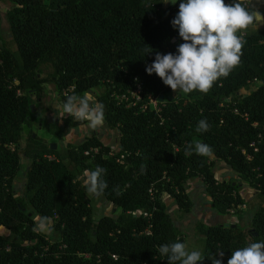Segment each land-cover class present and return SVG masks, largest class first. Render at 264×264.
Returning a JSON list of instances; mask_svg holds the SVG:
<instances>
[{
	"label": "trees",
	"instance_id": "1",
	"mask_svg": "<svg viewBox=\"0 0 264 264\" xmlns=\"http://www.w3.org/2000/svg\"><path fill=\"white\" fill-rule=\"evenodd\" d=\"M7 1L13 8L8 37L0 39V227L11 237L0 234V264H168L159 247L184 240L166 212L163 193L188 213L186 183L200 178L219 214L248 204L240 183L264 196V24L240 33L245 43L239 65L207 94L179 92L169 98L173 90L146 68L157 53L178 54L184 41L172 21L182 0L166 5L161 0ZM260 14L264 18V3ZM43 65L53 71L59 102L89 92L103 105L104 123L118 134V152L96 135L60 152L34 141L32 131L25 133L33 123L30 104L50 80L41 76ZM138 84L139 100L120 99ZM150 96L157 110L149 108ZM201 120L208 124L206 132L196 131ZM46 127L61 138L59 127ZM197 142L210 146L212 155L186 154ZM91 148L97 151L85 155ZM123 152L128 156L120 160ZM20 155L30 163L23 194L16 196ZM214 161L224 162L237 180L218 181ZM97 166L106 169L107 183L98 196L111 203L113 216L94 218L89 194L73 173ZM34 217H47L49 229L37 230ZM199 229L204 259L198 264H212V257L227 264L232 251L264 241V209L255 212L249 227Z\"/></svg>",
	"mask_w": 264,
	"mask_h": 264
},
{
	"label": "clouds",
	"instance_id": "2",
	"mask_svg": "<svg viewBox=\"0 0 264 264\" xmlns=\"http://www.w3.org/2000/svg\"><path fill=\"white\" fill-rule=\"evenodd\" d=\"M170 2L175 4L176 0ZM250 4L251 0L248 4L244 0H233L228 4L225 0H182L172 25L184 42L178 46V54L157 53L146 72L149 75L155 73L166 86L181 94L193 91L207 94L215 82L226 78L240 63L245 43L240 33L247 31L257 15L249 10ZM56 110L57 119L63 120L67 115L91 130L104 124L103 105L89 92L56 102ZM207 130L206 120L199 121L196 131ZM192 151L205 157L213 152L210 146L200 142L195 143L194 149L189 145L186 154ZM105 173L106 169L99 166L95 170L83 169L81 179L87 194L97 195L107 188L102 179ZM34 222L39 231H44L50 224L47 217H34ZM158 251L167 257L168 264H198L204 259L200 251H189L187 245L179 241L164 244ZM211 260L212 264H222L215 257ZM227 264H264V241L232 251Z\"/></svg>",
	"mask_w": 264,
	"mask_h": 264
},
{
	"label": "rangeland",
	"instance_id": "3",
	"mask_svg": "<svg viewBox=\"0 0 264 264\" xmlns=\"http://www.w3.org/2000/svg\"><path fill=\"white\" fill-rule=\"evenodd\" d=\"M164 2L165 4H167L166 2H168V0H165ZM263 2L264 0H251L250 7L254 12L257 13L253 23L254 26H261L264 24V18L260 14V9L263 6ZM12 8V4H10L7 0H0V39L6 40L8 37L10 25L8 17L12 12ZM41 76L48 77L50 78V80L45 81L42 84L41 97L39 99L33 98V123L30 126L25 127V133H29L30 131H32L33 133L31 135L34 141L38 143L43 141L47 142L46 140H50L52 143V141L55 140L57 149L60 152H62L66 148V145L69 144L68 140L74 141L76 142V144H78L79 141L81 143V141L84 140L89 134H101V136L104 135V132L108 129L105 123L97 130H91L87 127H84L83 124H80L78 126L68 125L69 121L72 122L76 120H73L70 116L67 115L63 118V120L57 119L56 102H59V100L57 97V92L55 90L54 82L51 80V77L53 76L51 67L43 65L41 67ZM178 93V91H171L169 93V98H175ZM153 103L154 101H150V108L155 107ZM69 118L70 120L67 121V119ZM48 123L56 125L57 127H59V129H61V138H57L52 134H49L46 127V124ZM67 131H70L73 134L71 138L66 140L64 136ZM111 131L113 132V135L110 137H105V139L112 142L115 139V136L118 138V134L115 130ZM66 136H69L68 133L66 134ZM116 152H118V150ZM20 159L25 164L28 163L29 165L30 160L26 159L25 156L20 155ZM25 164H22V167L19 169L13 181V188L16 196H22L24 191V169L26 167ZM212 170L218 181H222L223 179L237 180V174L232 170H229L228 166L222 161H214ZM73 173L81 182H83V180L81 179L82 169L79 171L73 170ZM187 182L190 184L188 188L189 194L192 197V208L190 212L186 213L183 210L179 209L176 206L174 200L166 193H163L161 195V199L165 203L166 212H168L174 225L179 230L180 236L183 238L184 243L187 245L189 251L197 250L202 254V250L204 247V235L199 228H202L203 226L219 224H238L242 227H249L251 225L252 218L255 212L259 208L264 209V196L256 194L254 189H252L248 185L240 183L241 194L248 201V204L245 206L239 205L234 207L232 209L233 213L229 211L226 215L219 214L210 206V198L205 192V184L202 179L194 178L188 180ZM90 199V206L92 208L93 216L99 218L100 216H102L100 214L113 213L111 212V208L106 205V203L110 205V202H100L98 200V195H90ZM97 209L101 210L100 214ZM0 234L11 237L9 231L4 229L3 227H0Z\"/></svg>",
	"mask_w": 264,
	"mask_h": 264
},
{
	"label": "crops",
	"instance_id": "4",
	"mask_svg": "<svg viewBox=\"0 0 264 264\" xmlns=\"http://www.w3.org/2000/svg\"><path fill=\"white\" fill-rule=\"evenodd\" d=\"M264 3V2H263ZM262 26V25H261ZM254 27H259V26H254ZM83 132V131H82ZM112 131L108 128L105 132H104V135L103 136H101V134H95L104 144H106L107 146H110L111 147V151L112 152H116L117 150H118V148H119V144H118V138L115 136V139L111 142V141H107V139H105V137H110V136H112L113 135V132L111 133ZM68 133V135L69 136H66V134ZM67 133L65 134V136H64V138L67 140V139H69V138H71V136H72V132H70V131H67ZM71 134V135H70ZM82 135V134H81ZM89 135H94V134H89ZM84 136V135H83ZM85 140V139H84ZM84 140H82V141H84ZM47 141V143H49V144H51V141L50 140H46ZM69 141V144H76V142H74V141H70V140H68ZM81 141V142H82ZM52 143H55L56 144V142H55V140H53L52 141ZM78 143H80V141L78 142ZM56 149H57V144H56ZM26 158V157H25ZM27 159V158H26ZM213 159V158H212ZM29 160V159H28ZM20 162H21V164H25L21 159H20ZM26 166H28V163L27 164H25ZM229 170H231L230 168H229ZM195 179H200V178H195ZM14 181V180H13ZM222 181H225V179H223ZM25 183V182H24ZM83 183V182H82ZM190 184L187 182L186 183V191H187V194H188V196H189V198H190V200H191V202H192V197H191V195L189 194V188H188V186H189ZM205 188V187H204ZM240 193H241V187H240ZM98 195V194H97ZM89 198H90V195H89ZM162 198V197H161ZM100 202H102V203H106L107 201L106 200H104L102 197H99V199H98ZM90 201H91V199H90ZM106 205H108L110 208H111V212H113L114 213V210H113V208H112V205H111V203H110V205L108 204V203H106ZM166 207V206H165ZM97 211L99 212V214L101 213V210L100 209H97ZM100 214V215H108V216H113L114 214ZM224 215H226V214H224ZM94 218H98V217H95L94 216ZM227 223V222H226ZM50 225H51V221H50V224L48 225V229H49V227H50ZM50 231V230H49Z\"/></svg>",
	"mask_w": 264,
	"mask_h": 264
},
{
	"label": "built area",
	"instance_id": "5",
	"mask_svg": "<svg viewBox=\"0 0 264 264\" xmlns=\"http://www.w3.org/2000/svg\"><path fill=\"white\" fill-rule=\"evenodd\" d=\"M161 1H163V5H166L165 2H164L165 0H161ZM139 91H140V85L138 84V85L136 86V89H135L134 91H128L127 93L121 95V96H120V99H121V100H127V99L130 97V98H134V99L137 101V100L140 99V93H139ZM150 101H154L153 104H154L155 107L152 108V109L157 110V100H156V98L153 97V96H150V99H149V102H148V106L150 105ZM149 108H150V107H149ZM234 112H237V111L234 110ZM95 151H97V148H91V149H89L88 151H85L84 154H85V155H89L90 153L95 152ZM124 156H128V153H127V152H123V153H121L119 159H120V160H123ZM149 193H150L151 197L153 198V196H154V189H153V186H151V187L149 188ZM237 206H239V205H237ZM242 206H245V205H242ZM233 208H234V207H233ZM233 208L229 209V211L232 212V209H233ZM229 211H228V212H229ZM232 213H233V212H232ZM143 216H144V217H147V218L149 217V215L146 214V213H144ZM112 257L114 258L115 256L112 255Z\"/></svg>",
	"mask_w": 264,
	"mask_h": 264
},
{
	"label": "water",
	"instance_id": "6",
	"mask_svg": "<svg viewBox=\"0 0 264 264\" xmlns=\"http://www.w3.org/2000/svg\"><path fill=\"white\" fill-rule=\"evenodd\" d=\"M162 99V97H160V100ZM30 109H31V112H33V104H30ZM50 147L52 149H56V144L55 143H51L50 144Z\"/></svg>",
	"mask_w": 264,
	"mask_h": 264
}]
</instances>
